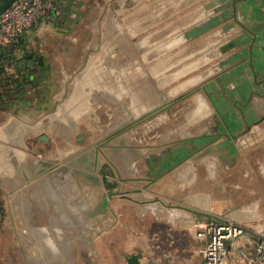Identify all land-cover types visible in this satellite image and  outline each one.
Wrapping results in <instances>:
<instances>
[{
    "label": "crops",
    "instance_id": "1",
    "mask_svg": "<svg viewBox=\"0 0 264 264\" xmlns=\"http://www.w3.org/2000/svg\"><path fill=\"white\" fill-rule=\"evenodd\" d=\"M84 22L82 71L54 77L51 59L22 56L29 31L0 48L2 229L22 235L30 263L63 264L83 238L94 254L97 238L119 239L125 264H204L195 225L229 219L252 254L264 227L240 223L257 209L230 189L264 160V0H56L38 29ZM23 76L32 84L12 89ZM226 264L258 263L236 251Z\"/></svg>",
    "mask_w": 264,
    "mask_h": 264
},
{
    "label": "rangeland",
    "instance_id": "2",
    "mask_svg": "<svg viewBox=\"0 0 264 264\" xmlns=\"http://www.w3.org/2000/svg\"><path fill=\"white\" fill-rule=\"evenodd\" d=\"M44 24L43 26H45ZM86 24L81 25L78 32L71 30V28L67 27H43L42 29H38L41 25L34 26L29 30L28 34V43L25 44L24 48L21 51V55L26 56L30 55H39L45 59H51L52 63H49V69L51 74H54V77H57L58 72L60 71H82L86 69V62L82 63L77 62L76 57H80L83 54H87V48H85V43L87 40L86 35ZM258 35L262 34L264 36V31L261 32L256 30ZM77 39H71L75 37ZM26 36V35H25ZM60 56H72L71 62H60ZM67 82L66 87L69 86V82L79 81V80H68L63 79V82ZM49 86L53 87L54 78L48 81ZM95 107V105H93ZM101 108L103 110H101ZM91 113L93 111H90ZM113 110L110 108L107 110L103 107H100V104H97L96 113L100 116L102 122H112L114 119L110 118ZM16 115L21 114L22 112H17L15 110ZM89 112H86L88 114ZM127 113L130 114V111L127 110ZM7 112H4L0 109V121L4 120ZM129 119H127L128 121ZM101 122V123H102ZM119 122V121H118ZM98 126H101L97 122L95 123ZM87 133L85 127L80 126L79 135H85ZM242 178V179H241ZM236 182V184H234ZM232 184L231 191L235 194V203L237 207L249 206L256 208V213H253L255 216L253 220H241L243 225L248 228H253L254 226H258V228L264 227V160L261 162L253 161V164L248 167L247 173L241 177L238 176V181H235ZM238 182V183H237ZM255 209V210H256ZM0 211L4 214L5 218L7 216V212L4 207H0ZM255 212V211H254ZM5 220V219H4ZM240 221V219H239ZM3 228V226H2ZM0 229V264H39V255L34 256L35 260H28V254L25 252V247L22 244V235L18 236L17 233L7 232L5 229ZM81 229V227H80ZM82 230H80L81 232ZM21 233V232H20ZM86 234L84 230L82 232ZM112 235H117L116 233H112ZM89 240L86 238L79 239V254L77 256H63V264H69L71 260L77 264H125L126 254L121 252L119 253L121 244L119 245V239H107V240H98L97 238L93 240L94 243L89 242V246H94V249L89 251H94L93 253L86 254L85 248L87 242ZM98 241L102 242V246H105L108 251H111V254H103L101 249L99 248ZM132 241L129 239V242ZM134 240L132 241V243ZM137 243V242H136ZM105 249V250H106ZM32 257V256H31ZM43 264H59L56 260H49L47 262L43 261Z\"/></svg>",
    "mask_w": 264,
    "mask_h": 264
},
{
    "label": "built area",
    "instance_id": "3",
    "mask_svg": "<svg viewBox=\"0 0 264 264\" xmlns=\"http://www.w3.org/2000/svg\"><path fill=\"white\" fill-rule=\"evenodd\" d=\"M56 9V0H14L0 14V48H15L34 26L46 21ZM4 214L0 211V229ZM244 227L234 220L221 219L198 223L195 236L203 244L200 255L204 264H226L228 255L238 252L243 259L264 264V232L253 242L252 254L246 251ZM140 264H160L158 258L143 255Z\"/></svg>",
    "mask_w": 264,
    "mask_h": 264
},
{
    "label": "water",
    "instance_id": "4",
    "mask_svg": "<svg viewBox=\"0 0 264 264\" xmlns=\"http://www.w3.org/2000/svg\"><path fill=\"white\" fill-rule=\"evenodd\" d=\"M14 0H1L0 1V14L13 2ZM41 139L45 140V136H41ZM127 264H138V258L136 256H130L127 259Z\"/></svg>",
    "mask_w": 264,
    "mask_h": 264
},
{
    "label": "trees",
    "instance_id": "5",
    "mask_svg": "<svg viewBox=\"0 0 264 264\" xmlns=\"http://www.w3.org/2000/svg\"><path fill=\"white\" fill-rule=\"evenodd\" d=\"M1 1V0H0ZM28 55H30V54H27L26 56H28ZM41 62H38L37 64L39 65ZM21 71H23V69H20ZM26 71V70H25ZM25 80L28 82V83H31L32 84V82L31 81H29V78L28 79H26V78H24V76L22 77V78H15L14 79V81L12 82L13 83V87L14 88H12V89H20L21 88V86H22V84H21V81L22 82H25ZM6 83V82H5ZM5 85V84H4ZM11 89V88H10ZM9 89V90H10ZM5 93L7 94V91H5ZM185 96V95H184ZM2 97V95L0 94V98Z\"/></svg>",
    "mask_w": 264,
    "mask_h": 264
}]
</instances>
